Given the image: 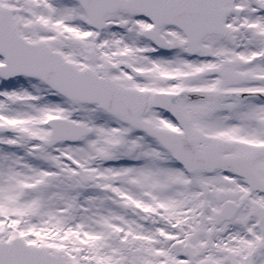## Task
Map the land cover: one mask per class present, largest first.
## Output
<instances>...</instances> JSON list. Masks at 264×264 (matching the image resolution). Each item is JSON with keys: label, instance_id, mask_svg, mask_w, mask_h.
I'll use <instances>...</instances> for the list:
<instances>
[{"label": "snow or ice", "instance_id": "snow-or-ice-1", "mask_svg": "<svg viewBox=\"0 0 264 264\" xmlns=\"http://www.w3.org/2000/svg\"><path fill=\"white\" fill-rule=\"evenodd\" d=\"M0 264H264V0H0Z\"/></svg>", "mask_w": 264, "mask_h": 264}]
</instances>
